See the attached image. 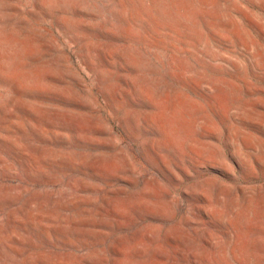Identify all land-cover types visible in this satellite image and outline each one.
I'll return each instance as SVG.
<instances>
[{
    "label": "rangeland",
    "instance_id": "obj_1",
    "mask_svg": "<svg viewBox=\"0 0 264 264\" xmlns=\"http://www.w3.org/2000/svg\"><path fill=\"white\" fill-rule=\"evenodd\" d=\"M0 264H264V0H0Z\"/></svg>",
    "mask_w": 264,
    "mask_h": 264
}]
</instances>
